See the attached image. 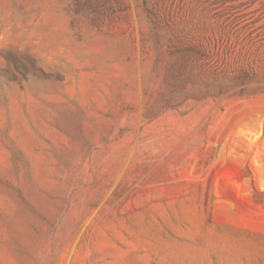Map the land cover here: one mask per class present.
I'll return each instance as SVG.
<instances>
[{"label":"rangeland","instance_id":"374dc122","mask_svg":"<svg viewBox=\"0 0 264 264\" xmlns=\"http://www.w3.org/2000/svg\"><path fill=\"white\" fill-rule=\"evenodd\" d=\"M0 264H264V0H0Z\"/></svg>","mask_w":264,"mask_h":264}]
</instances>
